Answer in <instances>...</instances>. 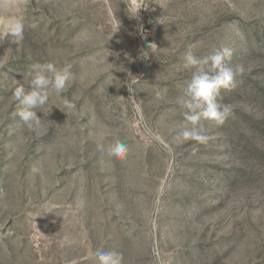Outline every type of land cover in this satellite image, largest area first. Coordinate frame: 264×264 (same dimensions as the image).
<instances>
[{
  "label": "rangeland",
  "instance_id": "1",
  "mask_svg": "<svg viewBox=\"0 0 264 264\" xmlns=\"http://www.w3.org/2000/svg\"><path fill=\"white\" fill-rule=\"evenodd\" d=\"M11 18L25 27L0 41V264H99L100 249L121 264H264V0H0ZM189 46L231 48L245 69L220 90L225 122L201 119L202 144L179 142ZM36 62L75 79L30 129L13 91Z\"/></svg>",
  "mask_w": 264,
  "mask_h": 264
},
{
  "label": "clouds",
  "instance_id": "2",
  "mask_svg": "<svg viewBox=\"0 0 264 264\" xmlns=\"http://www.w3.org/2000/svg\"><path fill=\"white\" fill-rule=\"evenodd\" d=\"M140 9H134L130 16L137 17ZM24 27L22 18L0 21V41L9 35L15 43L21 41L24 36ZM117 29L118 26L114 32ZM143 56L147 58L145 52H143ZM231 59L232 49L228 47L217 49L213 54L204 57H198L191 46L184 52L182 66L191 72V78L187 82L185 96L181 97L178 103L186 109L185 121L191 127H186L179 133L180 143H186L189 140L201 144L206 143L208 136L204 134L205 130L201 119L213 120L217 125H222L232 114L233 109L230 104H221L218 101L220 90L233 87L234 77L243 74L245 69L243 66L234 68L230 63ZM3 67L4 63H0V69ZM27 75L29 78L28 89L26 90L23 85L17 86L13 91V97L22 106L16 114L31 129L38 127L41 123L40 116L34 109H40L47 105L49 89L56 94L63 93L71 86L75 76L70 64L58 69L53 62H36L31 65ZM136 84L135 79H129L126 84L129 92L136 91ZM64 104L66 109H75L76 107L68 100H65ZM96 149L102 151L104 145L97 143ZM127 150L126 144L117 140L111 146L109 154L123 157ZM94 256L98 258L99 264H121V256L115 251L105 252L100 249L94 253Z\"/></svg>",
  "mask_w": 264,
  "mask_h": 264
}]
</instances>
